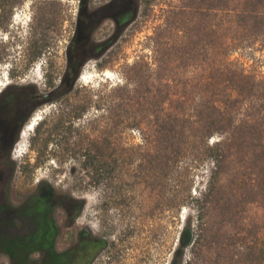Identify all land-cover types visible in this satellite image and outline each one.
Segmentation results:
<instances>
[{
    "label": "trees",
    "instance_id": "trees-1",
    "mask_svg": "<svg viewBox=\"0 0 264 264\" xmlns=\"http://www.w3.org/2000/svg\"><path fill=\"white\" fill-rule=\"evenodd\" d=\"M20 3L0 0V9ZM139 6L140 0H108L93 8L91 0H81L60 83L37 92L32 108L26 95L10 97L14 108L0 119L1 138L12 145L36 107L72 91L87 60L123 35ZM4 13L0 28L6 26ZM108 18L115 21L114 34L96 40V29ZM151 39L153 61H134L125 85L115 88L120 106L137 97L135 90L147 103L150 146L137 169L156 183L188 167L205 173L202 190L193 193L184 185L178 199L162 202L167 210L193 211L183 219L169 264H264V217L249 214L256 203L264 209V72L249 63L256 50L264 53V0H179ZM118 126L122 133L141 124L121 113ZM84 163L101 179L112 169L92 148ZM58 208L72 224L84 202L41 181L20 204L0 203V254L10 264H92L107 240L82 229L73 245L60 249Z\"/></svg>",
    "mask_w": 264,
    "mask_h": 264
},
{
    "label": "rangeland",
    "instance_id": "rangeland-1",
    "mask_svg": "<svg viewBox=\"0 0 264 264\" xmlns=\"http://www.w3.org/2000/svg\"><path fill=\"white\" fill-rule=\"evenodd\" d=\"M80 1L22 0L13 9L10 4L0 9L6 24L0 28V61L12 64L8 69L0 63V80L5 82L0 85V119L13 111L10 97L24 94L32 108L37 92L52 91L60 83ZM107 1L91 0V7ZM178 2L140 0L135 20L103 55L87 60L72 91L36 107L12 145L0 136V203L10 199L20 204L41 181L83 200L84 208L72 224L63 208L56 211L62 225L58 247L73 245L82 229L104 238L108 246L92 264H169L183 219L193 211L187 206L167 210L162 202L178 199L184 185L199 192L205 182V173L191 167L175 171L165 183L145 177L137 164L150 146L147 103L137 90L126 106L116 99L115 88L125 85L128 67L143 56L153 61L151 36ZM114 31L115 21L108 18L100 22L94 37L105 40ZM252 56L255 62L249 63L264 72V53L256 50ZM121 113L141 126L119 132ZM35 116L41 117L40 123L23 140L21 131ZM17 129L15 125L13 134ZM89 148L104 154L112 167L106 178L91 175L85 167ZM249 214L262 220L263 205L254 204ZM0 264H10L6 254H0Z\"/></svg>",
    "mask_w": 264,
    "mask_h": 264
},
{
    "label": "bare ground",
    "instance_id": "bare-ground-1",
    "mask_svg": "<svg viewBox=\"0 0 264 264\" xmlns=\"http://www.w3.org/2000/svg\"><path fill=\"white\" fill-rule=\"evenodd\" d=\"M18 17V16H17ZM23 23V22H22ZM38 70V69H37ZM36 71V70H35ZM5 82H3L2 80H0V85H3ZM7 85V84H6ZM41 119L40 116H35L33 119H31V121L23 128V130L21 131V135L20 138H22L23 140H25V138L29 137V134L31 133L30 131L36 126V124L38 123V121ZM22 140V141H23ZM20 147V146H19ZM25 152V151H24Z\"/></svg>",
    "mask_w": 264,
    "mask_h": 264
},
{
    "label": "clouds",
    "instance_id": "clouds-1",
    "mask_svg": "<svg viewBox=\"0 0 264 264\" xmlns=\"http://www.w3.org/2000/svg\"><path fill=\"white\" fill-rule=\"evenodd\" d=\"M0 63H3L6 67H8V69H10L12 67L11 60H8L5 62L0 61Z\"/></svg>",
    "mask_w": 264,
    "mask_h": 264
}]
</instances>
